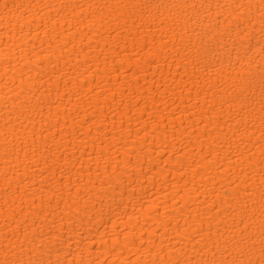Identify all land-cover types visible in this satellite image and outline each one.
I'll list each match as a JSON object with an SVG mask.
<instances>
[{"label": "bare ground", "instance_id": "6f19581e", "mask_svg": "<svg viewBox=\"0 0 264 264\" xmlns=\"http://www.w3.org/2000/svg\"><path fill=\"white\" fill-rule=\"evenodd\" d=\"M0 264H264V0H0Z\"/></svg>", "mask_w": 264, "mask_h": 264}]
</instances>
